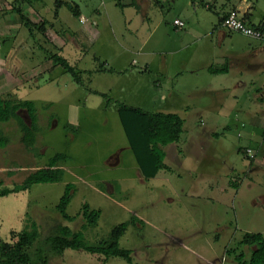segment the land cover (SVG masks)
<instances>
[{"label":"crops","instance_id":"obj_1","mask_svg":"<svg viewBox=\"0 0 264 264\" xmlns=\"http://www.w3.org/2000/svg\"><path fill=\"white\" fill-rule=\"evenodd\" d=\"M11 1L10 55L12 65L16 66L13 82L18 85L11 93L13 97L9 98L34 102L35 126H42L46 120L43 112L54 106L52 98H44L40 93L47 87L59 90L62 79H68L69 73L55 64L52 54H61L82 70L83 83L69 75L71 91L87 99L84 102L78 99L75 107L70 105V113L75 109L79 113L91 109L107 114L115 108V126H118L121 142L108 149L109 158L101 163L92 162L88 157L79 158L80 164H76L78 172L70 165L68 170V165L60 162L59 167L65 170V175H77L85 181H101L113 193L120 183L124 189L138 186L140 204L137 209L140 212L151 203L145 198V192L157 193L158 201L167 204L170 213L174 210V203H182L179 200L203 201L207 205V226L200 229L191 222L187 229L193 242L200 241L197 264H239L236 256L241 251L248 258L255 247L224 246L220 253L215 252L214 247L224 233L229 239L237 235V231L230 229L229 213L242 204L239 198L246 184L250 189H259L255 204L264 208V41L226 28L223 20L230 10L238 9L251 26L264 29V0H68L79 5V17L73 15L71 3L61 7L57 14L56 0L24 4L23 12L33 23L29 30L34 42L39 34L44 44L41 48L48 51L27 71L23 68V53L20 52V30L24 23L14 10L15 0ZM2 15L3 11H0V18ZM177 19L184 21L185 26H177ZM31 56L32 60L36 59L34 51ZM63 84L64 87L66 83ZM0 93L5 97L1 80ZM119 104L148 113H175L184 120L180 141L165 147L167 167L154 178L146 179L141 172L120 120ZM112 105L114 107L110 109ZM66 107L69 108L67 104ZM19 112H25L31 124L27 110ZM22 118L25 120L23 115ZM196 119L201 125L199 128H194ZM50 120L53 127L54 124L59 125L58 120ZM105 123L108 124L107 118ZM65 124L72 125H64V128L66 134L75 140L79 133L75 126H80V116L75 120L74 114H70ZM72 127L76 135L69 133L68 129ZM185 131L187 136L184 138ZM21 133L24 134L23 131ZM41 141L39 134L37 143L43 146L44 154L46 150ZM9 144L11 146L12 140ZM248 148L253 149V157L245 153ZM230 152L238 159L242 156L241 168L222 161L224 168L213 171L214 178L208 185L195 180L178 185L171 180L172 176L178 175L177 167L185 166V158L199 161L202 154L216 158V155L225 157ZM124 154L129 156V161H124ZM45 165L42 163L37 168ZM239 170L241 174H238ZM65 179L60 182L67 186L71 182H64ZM153 181L156 183L145 186ZM193 203L190 210H185V217L189 219L192 218ZM81 211L75 217L82 218ZM134 216L137 221L136 213ZM254 216L256 219L253 218L251 226L240 229L243 232L240 241L246 233L264 236V219ZM136 221L132 216L130 222ZM82 222L85 224V220ZM97 224L87 225L85 231ZM203 233L208 236L207 242L202 241ZM180 234L171 238L183 246L185 241L179 237ZM235 247L236 252L229 254L228 250ZM244 247L249 250V256Z\"/></svg>","mask_w":264,"mask_h":264},{"label":"rangeland","instance_id":"obj_2","mask_svg":"<svg viewBox=\"0 0 264 264\" xmlns=\"http://www.w3.org/2000/svg\"><path fill=\"white\" fill-rule=\"evenodd\" d=\"M93 1L95 2L96 0ZM11 2V0H0V11H3V15L0 18V80L2 82L4 98L13 97L11 93L17 88L16 85H18H15V82H13L12 76L16 71V66L12 65L10 55L12 43V32H9L12 12ZM180 4L181 1L179 2ZM63 24L64 22L61 23V25ZM65 30L68 31V28H65ZM36 40L35 43L29 27L24 25L20 30V52L23 53L22 61L25 71L32 67L31 64L33 62L42 60L48 53V51L43 50L44 44L39 34H37ZM32 51L36 54V59L34 60H32L31 56ZM59 55L61 56V54ZM69 75H67L68 79H62L59 90L47 87L44 92L40 93L44 98L47 96L49 99L52 98L54 106L51 110L43 112V119L46 120L40 128H37V131L28 136L30 142L28 147L21 141L23 133H21L22 131L17 126L16 120L12 119L10 122L0 121V135H7L9 142L12 140L11 146L8 144L7 147H0V181H3V187L4 185L12 187L22 182L31 171L37 169L40 164L47 163L55 153L60 152L58 154L60 155L59 160L68 165L67 169L70 165L74 171L78 172L76 164H80L79 158L88 157L91 158L90 161L92 162L101 163L105 158H109L108 149L110 150L111 147L118 145L116 142H121L118 126H115V108L112 112H107V114L91 111V109L80 113L75 112V109L74 112L70 113V105L75 107L78 99H82L84 102L87 97L80 95L78 92L71 91L70 82L72 79ZM84 78L86 77L84 76ZM64 82L66 85L63 87ZM98 97L102 99L101 96ZM95 99L97 100V98ZM66 104L69 108L66 107ZM112 107L114 105L110 109ZM20 114L29 123L28 115L25 112H20ZM70 114H74L75 120L80 116V126H75L79 128V133L75 140H72V137L66 134L64 128V125L65 127L70 125L65 124ZM49 116L50 119L54 118L58 120L59 125L56 126L54 124L53 127ZM106 118L108 119V124L105 123ZM196 124L194 128L201 127L197 119ZM68 130L69 133L76 135L74 127ZM38 133L41 134V139L43 140L41 144L44 145V149L46 150L44 154H42L44 151L43 146H39L37 143ZM186 136L185 131L183 137L185 138ZM34 141H36L35 144L32 143ZM58 155L54 157L57 158ZM128 157V155L124 154V161H129ZM239 158H236L235 154L231 152L225 157L216 155V158L213 155L207 156L202 154L201 156L199 155V161L185 158L186 162L183 161L185 166L183 168L177 167L178 175L172 176L171 180L178 185H184L192 180L208 185L212 182V178H214L213 171L217 168L218 170L219 168L221 170L224 168L222 161H225L228 165L233 163L240 169L243 158L241 155ZM99 172H102V170ZM238 174H241L240 170ZM168 176L170 177V175ZM64 178H66L64 182H71L73 184V195L68 205V214L76 216L85 205H88L92 209L100 210L102 213L98 224L89 227L85 231L87 245L95 246L107 241L111 242L113 229L122 223L127 222L128 225L132 216L134 221H136L134 216L136 213L138 217L137 221L135 223L130 222V225H128L120 238V246L132 250L135 264H197L199 262L197 253L201 252V248L198 247L200 241L196 240L193 242L191 236L187 233V229L191 227V222L194 223L195 227L200 229L207 226L205 223L207 221V205L203 201L194 200L193 202L195 203L192 202L194 204L193 213L192 218L189 219L185 217L187 216L185 210L192 208L191 201L179 200L182 203H174L172 205L174 210L170 213L168 212L169 208L167 204L158 201L157 193L145 192V198L147 197V200L151 203H148L140 212L137 209L140 204L138 186H134L131 189L127 188L130 191L126 192L127 189H124L120 183L113 193L109 191L108 185L101 183V181H85L86 179L79 178L77 175L73 177V175L69 176L68 174ZM154 183L156 182H149L145 186ZM140 186L145 189L144 185ZM65 189L66 186L62 182L36 184L26 191V193L0 197V239L11 242L13 241L12 231H22L32 228L34 222L40 233L38 242L39 244H44L45 250L43 252L47 253V264H128L120 257L111 258L104 263L96 255L73 249H67L59 256H55L52 251L47 252L49 248L45 240L51 234L54 225L57 223L66 224L73 230H81L80 228L83 226V218L79 217L75 221H66L56 209V205L64 194ZM97 189L102 191L98 192ZM258 191L259 189L256 187L250 189L247 184L245 185L241 194L242 197L239 198L242 204L237 205L229 213L230 229L237 231V235H235V238L229 239L224 233L219 243L214 247L215 252L220 253L224 246L234 247L236 245V247H240L239 242L243 233L240 229L243 230L244 227L248 228V226H251L253 218L256 219L254 215H257L258 219H264V208H261L258 203L255 204L254 200ZM128 197L131 198L128 199ZM153 199L156 200L155 203H153L155 201ZM179 232H181L179 237L185 241V245L183 246L178 244L177 239L171 238L172 235H176ZM202 241H208V236L205 233H203ZM243 249L249 256V250L246 247ZM30 252L33 258L38 260L37 250L31 249Z\"/></svg>","mask_w":264,"mask_h":264},{"label":"trees","instance_id":"obj_3","mask_svg":"<svg viewBox=\"0 0 264 264\" xmlns=\"http://www.w3.org/2000/svg\"><path fill=\"white\" fill-rule=\"evenodd\" d=\"M35 1L40 0H15L13 3L14 10L21 16L25 26L30 29L33 26L31 20L24 14L22 5H32ZM42 1V0H41ZM68 0H56L55 12L64 5L69 6ZM71 11L75 17L80 16L79 5L71 3ZM233 10V9H232ZM231 11V10H230ZM229 11V12H230ZM229 13H227L228 15ZM226 15V17H227ZM243 19L247 22L245 15ZM225 17V18H226ZM224 18V19H225ZM224 21V20H223ZM248 23V22H247ZM249 24V23H248ZM250 25V24H249ZM41 28V26H38ZM55 64L62 66L78 83L81 80V69L77 65L71 64L66 58L52 54ZM21 109H26L31 124L27 123L20 114ZM36 108L33 101L17 100L4 98L0 93V121L8 122L12 119L18 121L20 130L24 132L21 141L28 147L30 144L27 134H33L37 131L35 126ZM119 116L125 130L129 146L131 147L137 163L146 179L154 178L160 170L167 167L165 163V147L174 142H179L183 133L184 120L175 113H148L141 109L126 104H119ZM25 133H27L25 135ZM36 143V141L32 142ZM9 137L0 135V147H7ZM246 153V152H245ZM38 155H40L38 153ZM58 155V154H57ZM56 156V155H55ZM60 155L57 158L52 157L46 165L31 171L26 178L12 187L4 185L0 181V197H6L10 194H20L29 190L35 184H47L60 182L64 179L65 170L59 167L61 160ZM73 184L66 186L65 192L56 205L66 221L75 220L77 217L71 216L67 212L69 203L73 195ZM100 211L91 209L88 205L82 208L80 216L85 220L82 229L75 231L66 224L57 223L53 226L51 234L46 238L48 245L47 252L52 251L55 256L62 255L65 250L73 249L83 251L87 254L96 255L106 263L109 259L120 257L128 264H135L132 256V250L120 246V238L127 229V223H122L112 231V241L100 243L91 246L86 244L85 229L87 225H95L100 218ZM13 241L0 239V264H47L48 258L44 244H39L40 233L38 228L33 227L11 232ZM241 246L250 245L255 248L251 250L250 256L246 259V254L241 251L236 259L239 264H264V236L260 233H246L239 242ZM37 250L38 260H35L30 250ZM237 248L228 250L229 254L236 252Z\"/></svg>","mask_w":264,"mask_h":264},{"label":"built area","instance_id":"obj_4","mask_svg":"<svg viewBox=\"0 0 264 264\" xmlns=\"http://www.w3.org/2000/svg\"><path fill=\"white\" fill-rule=\"evenodd\" d=\"M175 24L179 27H184L185 23L182 20L177 19ZM223 25L235 32L241 33L249 38L264 41V29L253 27L249 25L242 16V13L238 9H233L229 12L227 17L223 21ZM246 154L250 157L254 156V151L251 148L245 150Z\"/></svg>","mask_w":264,"mask_h":264}]
</instances>
